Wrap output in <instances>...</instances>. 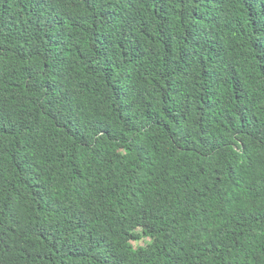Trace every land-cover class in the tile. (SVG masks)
I'll return each mask as SVG.
<instances>
[{
    "label": "trees",
    "instance_id": "obj_1",
    "mask_svg": "<svg viewBox=\"0 0 264 264\" xmlns=\"http://www.w3.org/2000/svg\"><path fill=\"white\" fill-rule=\"evenodd\" d=\"M0 264H264V0H0Z\"/></svg>",
    "mask_w": 264,
    "mask_h": 264
}]
</instances>
